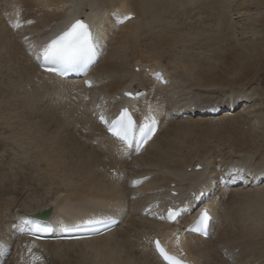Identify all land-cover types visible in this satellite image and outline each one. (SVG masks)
Masks as SVG:
<instances>
[{"label": "bare ground", "instance_id": "6f19581e", "mask_svg": "<svg viewBox=\"0 0 264 264\" xmlns=\"http://www.w3.org/2000/svg\"><path fill=\"white\" fill-rule=\"evenodd\" d=\"M107 1L0 0V58L3 57V59H5L4 61L8 60L6 63H14L13 69L15 71H19L25 80L33 81L32 90L26 91L27 93L24 92L26 95L23 94L25 95L24 99L23 101L20 100L21 106L24 107L23 105L29 106L35 104L42 100L43 95L50 96L54 94L58 97L59 102H65L63 105L67 106L71 114L76 117L75 121H79L88 137V140H86V138L81 140L83 142L86 141L84 142L86 145L82 147L74 145L76 149H72L69 156H67L68 154H62V157H60V153L54 152L52 157L49 158V152L51 151L50 146H45V144H43V136L41 134H43L42 131L45 127L53 121L58 122V126L56 127L57 130L60 127L65 128L64 124L59 120V115L56 110L60 108V105L48 106V104H45L47 107L43 109H48L47 112L41 115L42 119L39 122L34 124L39 131L35 130L30 133L27 130V125H24L25 123L19 125L23 127V134L34 140V148L35 146L36 148L43 147V150L38 152L36 156L37 160L45 162L46 167L44 169L47 174L43 179L45 181H41V185H45L46 188L45 192H42L40 197L35 199L34 196L40 193V191H43L41 189L44 187L41 188V186H39L40 189L38 190V185L30 181L31 184H34V189L27 197L20 201L18 205L9 201V199L12 198L0 197V229L2 232L6 231L8 235L7 242L0 238V260L5 247L16 242L13 240L10 242L12 232L20 234L22 231L27 230L22 224V221L26 218L35 216L34 214L38 211L50 209V215L47 217V220L51 222L52 226L56 229L51 233L50 237L58 240V246H66L72 252L76 251V253L78 252L80 255H90L89 258L86 256L87 259H79L80 261L76 262L78 264H166V262L159 259L151 249V243L155 237L166 246L170 253L181 256V258L192 264H205V262L199 261V256H204L211 264H229L226 255H223L222 250V254L221 252H217V248H226L228 251L229 249H234L236 259H241L247 264L255 262V259L251 260L246 257L251 254L250 252L252 249L258 250L264 248V188L262 189V187H260L256 189V193H250L248 190H239L237 188H227V186H224L213 190V192L209 191L208 194L211 193V195L206 198L203 192L204 186L206 187L205 184L208 183V179L214 177V181H210V183H214L216 179H221L224 176L227 178L228 174L223 173V171L219 169L220 166L225 164V162L234 163L235 161L236 163L238 159L235 160L231 157L225 159L224 156V159H218L217 157L210 158L208 163L205 164L206 168L204 166L202 167L204 170H197L196 164H201V162L197 159L198 162H194L192 157L194 155L196 157L199 156V149L207 143L205 136L197 134L198 136H195L196 139L194 141L189 139V136L191 137V134L194 133L195 128H193V125L189 123V121L175 120L174 117L172 118L169 116L171 112L166 116L162 114L166 107H168L165 105L166 103L164 104L165 99L163 97H165L171 84L168 81L169 78L166 79V77H164L165 82H161L157 78H152L150 76L152 70L158 69L162 72H166L168 77H171V72L164 68L163 62H165L167 58H163V56L166 55V53L172 52L174 46L177 45L176 43L181 41V38L174 36V34L168 30L167 34L165 31H160V29L158 31H154V29L163 22L162 20L165 15L169 14V12L172 13L174 7L183 5L186 1L117 0L114 2L113 0L110 3ZM187 1L188 3H193L194 1L198 2V0ZM223 1L225 2V0ZM219 4H221V7L225 5L224 3ZM237 4L238 3L235 4L238 7H236L237 13H247L252 10L262 9V7H264V0H245L244 2L242 1V4ZM25 7H27L29 11L24 12L23 15L20 9ZM233 10L234 8L232 6L231 11ZM5 12L11 14L8 24L14 27V24L19 22L20 25H25L32 29L35 31V34L31 36L32 38L35 37L36 41L47 40L48 42L51 39L49 37L50 33L57 31L61 26H68V24L75 19H83L88 22V24L93 27L94 31L98 33V50L99 55L101 56L102 54V60H100L99 63L97 62L93 66L94 69L92 68L93 70L91 69L89 74H87L91 79L92 86L85 87L82 80L63 79L58 75L41 70L39 66L40 62L36 59L37 54H35L36 50L39 51L40 48L35 45L33 41H26V48L28 50L26 51L19 42L13 38L11 39V30L6 27ZM153 12L155 13L153 14L154 17L150 20L147 15ZM113 13H119L121 15L131 13L134 17L132 16L123 24L117 26L119 25L117 22L118 17L113 15ZM32 14L36 17V21L34 24L27 26L31 24L28 23V21H30V15ZM139 19H142L143 22L148 19L150 21L143 23ZM167 22L168 21H165L164 23L167 24ZM2 23L6 29L2 27ZM67 26L62 30H65ZM111 26L113 29L115 27L118 31L120 30V33L118 37H116V44L113 41L110 43L111 46L113 45V48L111 47L108 49L103 55V44L107 43V38H111V29L107 32L108 28ZM249 27L248 29L255 35L254 39L242 44L239 43V45L236 44L237 46L235 45L236 47L230 53L231 56L230 59L228 58L229 60H219L218 63H216L217 65H209L199 70L197 67L200 65L196 63L194 58H191V56L188 57L189 60L185 61L187 62L185 63L184 60H181V56L179 57L180 59L178 58L174 61V64L171 65V63L168 62L170 65H167L169 68H172L171 70L178 73L179 75H177L179 77L192 80L189 82L203 89H210L213 91L217 89L216 87L221 86L224 89H230L229 93L231 94L225 97H221L218 92L206 95L209 97V100L205 99V105L208 106L206 109L204 108L206 110L205 114L210 115L213 112H217L216 114L223 113V109H221L220 106H222L224 102H234L235 106L238 104L239 106L233 110H225L224 112L228 113L234 111L235 113L232 114L237 116L235 117V124L238 123V125L246 122L244 119L247 117L241 119L242 114L246 113H242L241 111L245 109L244 104H242L243 102H241L243 96L240 95V93L242 90L237 89V91H235L233 88H235L236 85H240L245 79H248V82L249 80L254 81L253 78L260 71L261 66L264 65V58H262L264 52V16L261 19L253 20ZM145 28H147V31ZM145 33L150 34L149 38L151 41L148 44H144L147 49L142 50L143 44H139L138 40ZM245 33L248 32L246 31ZM3 50L4 52H2ZM128 51H130L132 56L136 55L134 56L135 59L131 60L132 58L128 57L130 54L127 53ZM17 53L22 54L23 58H17ZM226 56L224 58H226ZM258 56L260 57L258 58ZM8 70H10V68ZM94 71H96V75L98 76V80H95L98 82L97 84L93 81L92 74ZM124 89L130 90L133 93L135 90L142 89L143 93L135 98L124 97L122 95ZM1 90L3 89L1 88ZM47 91L48 93L45 94ZM232 92L235 95H233ZM63 93H68L69 96L77 100L62 99ZM211 97L219 99L211 100ZM106 99H109L108 101H110V99L112 100L110 101L112 102L111 106L104 107L103 101ZM210 101L213 102L210 103ZM9 102V100H6L5 104ZM196 103H198V101ZM257 103L259 104L260 100ZM149 104L152 105L153 110L156 112L159 121V130L138 154H134L133 149L126 150L121 142L107 134L104 126L96 120V114L98 112H101L109 120L118 113L122 106H128L135 114L137 124H139L143 122L144 116L148 115ZM253 105L257 107V105ZM2 107L3 106H0V111ZM240 107L241 109H239ZM262 107H264V105ZM169 110L171 109L169 108ZM195 110L198 109L196 108L193 111L195 112ZM255 110L256 109L253 111ZM12 111H14V109ZM263 111L264 108L260 110L259 113ZM37 112L39 113L40 111L37 110ZM199 114L203 115L200 111ZM246 115H248V113ZM250 115H253V113ZM229 121H231L230 118ZM38 124L44 125V127L40 129ZM229 128L231 127H228V130H230ZM240 129L243 130V128ZM235 131L237 130H234V132ZM251 131L249 129L246 132L244 131L240 137H236L235 143L238 145V152H240L237 158L241 156V158H239L241 162L245 160L244 157L246 154L256 153L260 156V163L256 161V164L259 163V167L255 169L258 165L253 164L256 170L254 174H256L264 171V144H262V142L260 143L258 136V138L254 136L255 131L254 134ZM44 133H46V131ZM50 134L51 133H49V135ZM210 134L211 131L208 135ZM68 135L69 132H66V136ZM232 137L233 136H231V138ZM154 146L155 148H153ZM178 151L182 153L179 155L177 154L179 153ZM147 152L150 154H147ZM241 153L243 154L241 155ZM59 158H63V160H58ZM64 159L69 161V165L65 164ZM206 160H208V157ZM192 161L195 163L194 167L191 165L193 163ZM222 161L223 163L219 165ZM135 164H142V169H131V171H128L127 166L130 165V168H137L138 165L136 166ZM190 165L192 168L191 171L188 172L187 168L190 167ZM119 168L122 169L121 176L112 175L107 172L109 169L116 171L117 169L119 170ZM155 168L167 170L175 177L163 176L158 179H146ZM138 179L139 183H136V186L132 187L131 182L138 181ZM183 179L184 182H182ZM27 180L28 179L25 178L24 175H21L16 183L19 184L20 182H24L25 185H28ZM262 182H264V179L257 178L252 179L250 183L259 184ZM172 183H174L173 186ZM202 185L203 187H201ZM155 189L166 192V195L162 193L159 195L156 193L153 194L152 190ZM8 190L16 193L20 192V187L14 189L10 188ZM190 190L195 191L188 197ZM41 197H43L44 200ZM129 197L133 198L131 205H129ZM158 199H160V201L162 200V202L157 203V207H153L155 204L154 200ZM12 200H15V198ZM126 203L128 207L133 208L134 211L138 210V213H136L137 215L135 216L133 215L134 213L129 214L127 212L128 214L123 221L124 224L115 226L113 230L102 235L84 239L63 240L60 238L62 229L84 222L85 220H80L82 216L90 213L98 214L106 211V209H111L108 210L109 212L107 213L117 218L120 212L124 210L122 208ZM168 205L173 207L184 206L190 209V213L192 214L190 216L181 215L177 221L167 222L162 220L160 216ZM205 206L210 209V215L213 217L217 214V207L220 209L223 207L228 209L229 207L232 209L235 208L236 214L240 220H242L243 225L238 224L237 229H231L230 226L227 228L226 225L223 228L221 227L222 229L218 232V237L215 239L213 245L209 244L212 240L213 230L208 237H201L193 233L184 232V226L190 217L193 216L195 218L200 209ZM144 207L148 208L145 215L142 214ZM232 209H230V211ZM210 223L212 229V221ZM11 225L15 228H10ZM177 237H179V241H177ZM25 240H30L32 244L37 247L49 244L22 233L18 237L17 245L14 244L16 246L14 251L21 252L23 250L24 252L27 249H24V245H22ZM29 247L31 248V246ZM99 247H101V250ZM85 251L87 253H85ZM10 254H12V251L3 259L2 264H13L11 257H9ZM255 254L256 252L253 255L255 256ZM55 255L57 256V254ZM74 260L76 261L77 259Z\"/></svg>", "mask_w": 264, "mask_h": 264}, {"label": "rangeland", "instance_id": "374dc122", "mask_svg": "<svg viewBox=\"0 0 264 264\" xmlns=\"http://www.w3.org/2000/svg\"><path fill=\"white\" fill-rule=\"evenodd\" d=\"M108 1L110 3L113 0H108ZM116 1L117 0H114V2H116ZM185 1H186V2H184L185 4L180 5L178 7H174V9H172L173 10L172 13L169 12V14L165 15L163 17V20H162L163 22H161V24H160L161 26L159 25V26L155 27V29H154V31H158L160 29V31H165L167 34L169 31V32L173 33L174 36L181 38V41H178L176 43L177 45L174 46L175 50L173 49L172 52L166 53V55L163 56V58H167V59H165L166 61L163 62L164 68L168 69L171 72V77H169V80H168L169 83L171 84V86L168 88L169 90L166 92L165 97H163L166 100V101L164 100V104L166 103L165 105L168 106L165 109L166 112L164 110V115H169V112L174 109L173 111L178 113L176 115V117L171 115L172 117H174L175 120L189 121V123H191L193 125V128L195 127L194 133L197 129L195 135H194V133L191 134V137L189 136V139H192L194 141L196 139L195 136H198L197 134H199V135L201 134V135L205 136L207 143L205 144V146L201 147V148H204L205 150L201 149V148L199 149L201 151V152L199 151L200 153H202L203 151L204 152L202 154H200L198 152V154H199L198 157H196L194 155L192 157L194 162H198L200 160L201 164H203L202 167L203 166L205 167V164L208 163L210 158L212 159V158L217 157L218 159H224V158L226 159L227 157L228 158L231 157L235 160L238 159V160H236V163H235V161H234V163H229V162L226 163L225 162V164H222L223 161L219 163V165L222 164L219 169H221L223 172H227L229 179H231V177L234 174L237 177L235 180L238 181V184L234 185V186L233 185L228 186V188H237L239 190H246V191L248 190V192L250 191V193H256L255 192L256 189H258L260 187H262V189L264 188V182L259 183V184L254 183V184H246V185L244 183L246 182V180H250V178L254 175V172L256 171L255 169H257L259 167L260 156L256 153L246 154V156L244 157V159L246 161L244 160L241 162V159H239V158H241V156H239L237 158V155H239L240 152H238L239 151L238 147H237L238 145L235 142H236V137H240L244 131L246 132L249 129L250 131L252 130L251 132L253 134L255 131L256 135L254 134V136H256V137L258 136L259 138L258 137L257 138L259 139L260 143L262 142V144H264V111L259 113V111L263 110V108H264V107H262L264 105V65L261 66L260 71L253 78L254 81L249 80V82H248V79H245L240 85H236V87L233 88V90H235V91H237V89L242 90L240 95H242L243 98H245V99H243L240 97L241 102H243L242 104H244V108H245V109H243L244 111L243 110H241V111H242V113L246 112L244 114H242L240 112L242 114L241 119H244V117H247L244 119L246 122L241 123V125H238V123L235 124V120H236L235 117H237V116L233 115L235 113L234 111L228 112V113L223 112L220 114L204 115V116L203 115H196V114H187L186 113L187 111L192 110V108H189L190 103L193 106H198V108L204 109V108H206L205 99L209 100L208 99L209 97H207L206 95H211V94H215L216 92H218L221 95V97H225V96H228L231 94V93H229L230 89H227V88L224 89L222 86L216 87L217 89H214L213 91L210 89H203V88L197 86L196 84L190 83L192 80L182 79L181 77L178 76L179 75L178 73L171 70L172 68H169V66H167V65L169 63H171V65L174 64V61H176L181 56H182L181 60H184V62L188 61L189 60L188 57H190V56H191V58H194L196 63L200 65L197 67V69H199V70H202L201 68L207 67L209 65L210 66L217 65L216 63H218L219 60H223V59L229 60L230 56H231L230 53L234 50V48L237 45H239V43L242 44V43H245L249 40L251 41V39H254L255 35L248 28H250L249 26H250L251 22H253V20L261 19L264 16V7H262V9L260 8L259 10L258 9L252 10V11L247 12V13H243V12L237 13V9H236L237 6L235 4L236 3L242 4V1L244 2L245 0H231V1L225 0V2L223 0H198V2L194 1L193 3H188L187 0H185ZM219 3H224L226 6L223 5V7H221V4H219ZM232 6L234 8L233 11H231ZM220 8H222V9H220ZM24 9H25V12L29 11V9H27V7H25ZM153 14H155V13L154 12L148 13L147 16L149 17L150 20L153 19V17H154ZM7 18H8V16H5V20ZM142 19H139V20L141 22H143ZM149 19L146 21L147 22L150 21ZM30 21H31V19H30ZM146 21L143 23H146ZM165 21H168L167 22L168 25L164 23ZM6 22H7V20H6ZM242 25H244V26H242ZM117 26H120V25H117ZM2 27H4L3 23H2ZM6 27H8L11 30V34H12L11 39L13 38L19 43H20V39L23 36V34H26L24 31L22 32V30L24 28L28 29L29 34H31V35L35 34V33H33L35 31L26 27L25 25H23V26L21 25L18 28L13 27V28L19 29L16 32H14L12 30V28H10L8 26V24L6 25ZM4 29H6V28L4 27ZM109 29H111L110 30L111 31V38H107L106 44H108V45L103 44V55L107 52L108 49H110L111 47L113 48V45L111 46L110 43H111V41H113L116 44V42H115L116 37H118V35L120 33L119 32L120 30L118 31L117 28H115V27H114V29L112 28V26L109 27L107 32L109 31ZM145 30L147 31V28H145ZM246 31L248 33H245ZM194 33H195V35H194ZM149 37H150V34L145 33L144 35H142L139 38L138 43L143 44L142 45L143 48H141L142 50L147 49V47L144 46V44H148L151 41ZM114 38H115V40H114ZM26 41H29V40H26ZM26 41H25V47L27 46ZM20 45H22V44L20 43ZM23 49L25 50L24 47H23ZM2 52H4V50ZM127 53L129 54L130 51H128ZM16 56H17V58L19 57L20 59L23 58V55L19 54V53H17ZM134 56H136V55H134ZM134 56H132L131 53L128 55L129 58H132L131 60L135 59ZM225 56H226V58H224ZM259 57L260 56H258V58ZM163 58H162V60H163ZM262 58H264V52H263ZM4 60L5 59H3V57L0 58V69H1V71H0V102H1L0 106H3L1 108V111H0V119H1L0 120V195H1L0 197L1 198L2 197L3 198H12V199L15 198L16 201L12 200V199H9V201H12V202H14L15 205H18L20 203V201H22L25 197H27V195L31 191H33L34 184H31L33 182H35V185H38V190L40 189L39 186H41V188L44 187L43 189H41L43 191H40V193L37 194L38 196L37 195L34 196L35 199H38L40 197V194L42 192H45L46 186L45 185L42 186L41 183L43 181H45L43 179H44V176L47 174V172H45V169H44L46 167L45 162L37 160V156H36L38 152L43 150V147H37L36 148V146H35V148H34V145H35L34 140L32 138H29L27 135L23 134V127L19 126L20 124L25 123L24 125H27V130L30 133L34 132L35 130L39 131V129L36 128V126L34 124L39 122L42 119L41 115H43L45 112H47L48 109H43L44 107H47V106H45V104L46 105L48 104V106L49 105H51V106L60 105V108H58L56 110H57V113L59 115L58 118L64 124L65 128L60 127L57 130L56 127L58 126V122L53 121L52 123H49L45 127V129L43 130L44 132L46 131V133H44L42 131L43 134H41L43 136V139L41 138L43 144H45V146L46 145L50 146L51 151L49 152L50 153L49 158L52 157L54 152L60 153L59 154L60 157H62L61 156L62 154H68L67 156H69L71 154V150L76 149L74 147V145L80 146V147L85 146L86 144L84 142H86V141L83 142L81 140H84L85 138H86V140H88V137L86 136L85 133H83V131H82L83 127L80 125L79 121H75L76 117L73 114H71V112L68 110L67 106L63 105V103H65V102H59L58 97L54 94H52L50 96L43 95L42 100L35 103L36 106H38V107H36L35 104H31L29 106L23 105L25 108L22 107L20 100L23 101L24 96L27 93L26 91L32 90L33 81L32 80H25L19 71H15L13 69V67L15 65L14 63H12V62L6 63V61H8V60H6V61H4ZM100 60H102V54H101V56L99 55L96 63L97 62L99 63ZM185 63H187V62H185ZM7 65H9V66H7ZM2 67L3 68L5 67V68L3 69ZM7 68L8 69L10 68V70H8ZM165 74L167 75V73H165ZM255 74H256V72H255ZM93 77H94V82L97 84L98 82L95 81L96 79L98 80V76L96 75V71L93 72ZM249 85H251V86H249ZM183 86H186V87H183ZM1 88L3 90H1ZM254 88H256V89H254ZM24 92H26V93H24ZM47 93H48V91L45 94H47ZM23 94H25V95H23ZM232 94L235 95L233 92H232ZM21 96H23V97H21ZM260 98H262V99H260ZM62 99L77 100V99L69 96L68 93H63ZM212 99H219V98L211 97V100ZM6 100L10 101L8 103L9 105L5 104ZM106 100H105V102H106ZM259 100H260L261 104L257 103V102H259ZM197 101H198V103H196ZM211 102H213V101H210V103ZM253 104L257 105V107L254 106ZM72 105H74V104H72ZM106 105H109V103L107 102V104H105V106ZM173 105H175L176 107ZM171 106H173V107H171ZM250 106H252V107H250ZM241 107L239 109H241ZM169 108L171 110H169ZM257 108H258V110H257ZM13 109H14V111H12ZM41 109H43L44 111ZM254 109H256V110L253 111ZM9 110H10V112H9ZM37 110H39L40 112L38 113ZM256 111H257V113H256ZM247 113H248V115H246ZM252 113H253V115H250ZM236 115H238V114H236ZM181 116H183L184 118ZM229 118L231 121H229ZM244 123H246V124H244ZM247 123L250 125V127ZM38 125L40 126V129H42L44 127V125H41V124H38ZM196 125H198V126H196ZM224 125H226V126H224ZM242 125H243V127H242ZM238 126H240V127H238ZM228 127H231L237 131L234 132V130L231 128H229L230 130H228ZM240 128H243L244 131ZM238 129H240L241 132ZM216 130H217V132H216ZM61 131H62V133H61ZM72 131H73V133H72ZM202 131H204L205 133ZM210 131H211V134L208 135L210 133ZM219 131H220V133H219ZM66 132H69L68 136H66ZM206 132H207V134H206ZM229 132H231V133H229ZM261 132H262V134H261ZM49 133H51L50 134L51 136L49 135ZM59 133H60V135H59ZM223 133H224V135H223ZM44 135H45V137H44ZM221 135H223V136H221ZM20 136H21V138H20ZM76 136H78V137H76ZM231 136H233V137L231 138ZM59 137H61V138H59ZM233 144L235 147L233 146ZM207 147H209V148H207ZM153 148H155V146ZM208 149H210V150H208ZM183 150H184V147H183ZM178 152L179 153H177V152L176 153L179 155H180V153H182L181 151H178ZM208 152H209V154H208ZM147 154H150V153L147 152ZM242 154L243 153H241V155ZM223 156H224V158H223ZM207 157H208V160H206ZM258 157H259V159H258ZM60 159L63 160V158H59L58 160H60ZM64 161H65V164L69 165L68 160L64 159ZM256 161L257 162L259 161V163L256 164ZM194 162L191 164L193 167L195 166ZM241 163H243V164H241ZM253 164L258 165V166H256V168H255V166ZM135 165L136 166L138 165L137 166L138 169L135 167L130 168L131 166L128 165L127 166L128 171H131V169H134V170L135 169L136 170L142 169V164L141 165L135 164ZM191 165H190V167L187 168L188 172L191 171V168H192ZM119 169H121V168H119ZM239 169H243V171L238 172ZM109 170L111 171L113 169H109ZM109 170L108 171L106 170V171L108 173L112 174L111 173L112 171L109 172ZM200 170H204V169L201 168ZM171 174L172 173L168 172L167 170H163V169L161 170V169L155 168V170H152L151 174H149V176H147L146 179H148V178L158 179V178H161L163 176L175 177V176H173V174L172 175ZM21 175H24V177L28 179L27 180L28 185H25L24 182H20L19 184L16 183V181L19 180V177ZM240 177H244V178L241 179ZM231 180H233V179H231ZM30 181H31V183H30ZM138 181H139V179H138ZM140 181H142V180H140ZM182 182H184V179ZM186 182H188V181H186ZM173 185H174V183H172V186ZM30 186H31V188H30ZM239 186H240V188H239ZM16 187H20V192L14 193V192L8 190L10 188L14 189ZM28 187H29V189H28ZM152 193L153 194L156 193L157 195L162 193L163 195H166V192H163V191L161 192L160 189L152 190ZM41 198L44 200L43 197H41ZM129 199H130L129 205H131L133 198L129 197ZM158 200H159V203L162 202V200L161 201H160V199H158ZM233 205H235V204H233ZM237 206H238V204H237ZM153 207H157V203H155ZM126 208H127V212L129 214L134 213L133 215L136 216L137 215L136 213H138V210L134 211L133 208L125 206L124 208H122L124 210H122V212H121V219L122 220L119 221L120 224H124L123 220L126 217L125 216ZM230 209H232V208L229 207V209H228V208L223 207L220 209L217 207V214L214 217L215 219H213V223H212V227H213L214 232H212V240L209 242L210 245H213L215 243V239L218 237V232L221 231V229L223 227H225V225L227 228H229V226H230L231 229H237L238 224L243 225L242 220H240V218L236 214V209L233 208L232 209L233 211L232 210L230 211ZM5 213H8V212H5ZM237 217H238V219H237ZM10 228L14 229L15 227L11 225ZM5 232L6 231L2 232L0 229V234L1 233L3 234ZM19 235L20 234H15L14 232H12V235L10 237V242L12 240L16 241V242H13L11 245L9 244L8 246L5 247V251H7L9 253L12 251V254H10L9 257H11V261H13V264H58V263L59 264H78L76 262H79L81 259L84 260V259H87V257L88 258L90 257L89 254L80 255L78 252H77L78 253L77 254L76 251L72 252L66 246H63V245L58 246L57 245L58 240H55V241H53V240H50V241L41 240V241H45L46 243H49V244H45V246H42V247L34 246L30 240H28L26 242L24 241V244H22V245H24V249L25 248H27V249L24 252H23V250L21 252H16V251H14V249L16 247L15 245H17V243H18L17 240H18ZM263 240H264V238H263ZM29 246H31V252L29 251V248H30ZM219 247H221V246H219ZM66 249H67V251H66ZM99 249L101 250V247H99ZM218 249H220V248H217V252L220 253L222 250L223 255H226V258L228 259L229 264H247V263H244V261H242L241 259H239V260L236 259V256H235L236 253H235L234 249H229V251H231V252H229L228 254H227L228 250L226 248H222L220 250H218ZM68 250H70V251H68ZM262 250L264 251V248L258 249V250L252 249L250 252L251 254L249 253L250 255H248L246 258H250L251 260L255 259L254 260L255 262H252V263L264 264V257H263L264 252ZM13 252H14V254H13ZM222 252H221V254H222ZM255 252H256V254L259 252L257 254L258 257L256 256V254H255V256L253 255ZM85 253H87V252L85 251ZM55 254H57V256ZM34 256L40 257V259L33 260ZM84 256L85 257L87 256V257L85 258ZM69 258H70V260H69ZM71 258H72V260H71ZM199 258H200L199 261H201V262L203 261V262H205V264H211V263H209V260H207V258H205L204 256H199ZM57 259H58V261H57ZM74 259H77V260L75 261ZM196 259H198V258H196ZM16 260H17V262H16ZM61 260H62V262H61ZM216 264H221V263H216Z\"/></svg>", "mask_w": 264, "mask_h": 264}, {"label": "snow or ice", "instance_id": "6c2138e0", "mask_svg": "<svg viewBox=\"0 0 264 264\" xmlns=\"http://www.w3.org/2000/svg\"><path fill=\"white\" fill-rule=\"evenodd\" d=\"M116 15L120 22L131 18V13ZM32 21H28L31 23ZM20 23L14 24V27H20ZM99 46L98 33L94 31L93 27L85 23L82 19H76L65 30H62L48 42L41 46L36 55V59L41 62L42 67H46L48 71L58 72L60 74L66 73L68 70L86 71L87 68L94 63V58L97 56ZM91 86V81H86ZM125 95L129 97H138L139 93L128 92ZM100 120L107 125V130L116 137L124 148L139 151L140 148L152 139L157 131L158 119L156 112L153 110L151 104L148 106V115L144 116L143 122L137 124L133 119L132 112L128 108H123L118 117L108 120L104 115H101ZM199 167V166H198ZM243 171L239 169L238 172ZM234 174L231 179H236ZM243 179L244 177H240ZM264 179V171L256 173L252 179ZM223 179V178H222ZM134 184L139 181H134ZM186 209L181 206L169 207L166 215L161 216V219L168 221H177V219L184 213ZM214 219L210 215V209L205 206L200 209L197 216L191 223L187 231L207 236L209 234L210 222ZM114 223V221H112ZM22 224L27 228L28 232L32 234L51 233L56 229L47 223H43L39 219L26 218ZM91 225H100L104 229L109 227L108 218H90L87 221L78 225H73L70 228L62 229V231L80 232V231H95L99 232V227H88ZM179 241V237H177ZM155 248L166 264H188V261L176 254L170 253L161 244L159 240L155 241ZM31 252V248H29ZM40 259V257H33V260Z\"/></svg>", "mask_w": 264, "mask_h": 264}, {"label": "water", "instance_id": "95a60500", "mask_svg": "<svg viewBox=\"0 0 264 264\" xmlns=\"http://www.w3.org/2000/svg\"><path fill=\"white\" fill-rule=\"evenodd\" d=\"M48 212H49V210H45L41 215L46 217V215H48Z\"/></svg>", "mask_w": 264, "mask_h": 264}]
</instances>
